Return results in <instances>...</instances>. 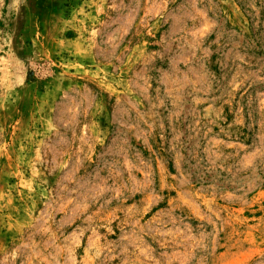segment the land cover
Wrapping results in <instances>:
<instances>
[{"label":"rangeland","instance_id":"obj_1","mask_svg":"<svg viewBox=\"0 0 264 264\" xmlns=\"http://www.w3.org/2000/svg\"><path fill=\"white\" fill-rule=\"evenodd\" d=\"M0 264H264V0H0Z\"/></svg>","mask_w":264,"mask_h":264}]
</instances>
